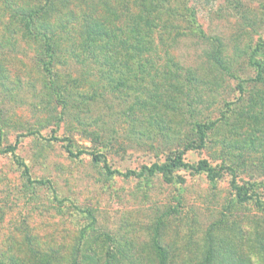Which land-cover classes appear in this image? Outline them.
Segmentation results:
<instances>
[{
    "label": "rangeland",
    "instance_id": "rangeland-1",
    "mask_svg": "<svg viewBox=\"0 0 264 264\" xmlns=\"http://www.w3.org/2000/svg\"><path fill=\"white\" fill-rule=\"evenodd\" d=\"M18 135L0 153L1 264H200L210 249L264 264V0H0V148ZM180 151L222 175L104 168Z\"/></svg>",
    "mask_w": 264,
    "mask_h": 264
},
{
    "label": "trees",
    "instance_id": "trees-1",
    "mask_svg": "<svg viewBox=\"0 0 264 264\" xmlns=\"http://www.w3.org/2000/svg\"><path fill=\"white\" fill-rule=\"evenodd\" d=\"M40 11V10H39ZM38 10H32L29 11L28 13V18H27V22L25 24V26L27 27V30L30 32V28L32 26V22L31 20L34 19V16L37 15V12H39ZM40 34V33H39ZM42 38H44V43H45V54L48 60L44 61V70L46 71V73L48 74V76L50 77V85L52 87V89L55 91V93L57 94L58 98L61 101H64L62 94L60 93V91L56 88L54 80L53 78V74L52 71L50 69V65L53 62V57H54V46L53 43L49 40V36L47 35H43ZM259 67H261L260 64H257ZM261 77V69L258 71V75L257 78L260 79ZM238 89L239 92L242 93L243 91V85L241 83H239L238 85ZM215 121L210 122V123H197V129H198V134H199V145H203L205 137H206V131L208 129H210L211 127H213L215 125ZM31 134H37L38 132L36 131H31ZM22 135H18L16 137V140L14 142V144H10L4 148H0V153H11L15 156L18 144L20 142V137ZM51 139H58L55 136H52ZM189 147L186 146V148ZM66 150L68 152V154L70 156L73 157H79L82 154L86 153L85 150H79L77 152H73L70 147L67 145L66 146ZM90 155L93 157V160L98 161L100 160V155L95 154V153H91L89 152ZM16 162L19 166H21L23 168L24 174L27 175L28 179H30L29 176V168L27 166V164L25 162H23L21 159L16 158ZM177 167H182V168H189L192 169L193 171L196 172H206L208 177L214 181L216 180L218 177H220L222 175V171L219 169H215L214 167H212L209 162L206 159H202L200 160L197 164H191L185 161L184 159V151H180L176 154H174L173 156L168 158V162L163 164V165H159V164H153L150 167L144 166L140 171H136V170H127L125 172L123 171H119V170H113L111 169V167L109 166L108 162L106 161V159H104V168L106 169V171L108 172V174H120L122 176L125 177H129V176H134V175H143L145 172L149 173V174H154L156 171L161 172V173H166V172H170L172 171L174 168ZM40 183H43L42 180L38 181ZM231 187L236 191V194L238 196V199L241 202H246L249 200H252L254 197L255 198V202L257 205H262L261 200L256 196L255 193H250L249 189L245 186V185H239L237 184L236 178H233L231 181ZM162 253H165L163 251V249H159V254L161 255ZM214 250L210 249L208 251L207 257L206 259H204L200 264H214ZM2 262H0L1 264ZM10 264V263H7ZM70 264H80L79 258L78 256H76L73 261ZM155 264H168L167 263V258L165 259H160L158 260ZM174 264V263H172Z\"/></svg>",
    "mask_w": 264,
    "mask_h": 264
}]
</instances>
